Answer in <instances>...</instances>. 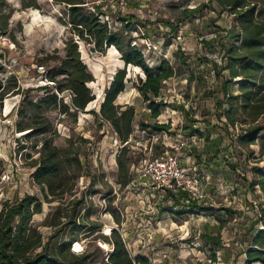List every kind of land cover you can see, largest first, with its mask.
Masks as SVG:
<instances>
[{"label": "rangeland", "instance_id": "1", "mask_svg": "<svg viewBox=\"0 0 264 264\" xmlns=\"http://www.w3.org/2000/svg\"><path fill=\"white\" fill-rule=\"evenodd\" d=\"M77 2L83 4L84 13L96 15L114 32L120 30L148 68L165 62L177 75L164 82L156 102L165 106L153 120L149 118V103L137 89L144 78L141 70L125 67L114 47L99 51L93 37L80 39L68 25L67 5L58 0H37V9H22L21 0H0V29L9 39L7 45L0 44V84L8 92L0 102V207L35 196L42 203V211L31 223L44 240L52 234L53 229L43 222L48 214L56 212L60 202L49 195L46 201L33 178L43 140L48 138L58 150L77 153L83 163L76 186L64 200L83 199L80 215L89 210L90 222L98 226L80 234L72 244L73 253L89 256V264L108 263L112 251L108 235L113 229L120 234L131 258L141 256L149 264H245L244 251L255 231L264 226L260 222L264 193L253 185L258 140L246 148L239 143L242 131L229 129L226 134L227 105L218 107L224 101L221 85L229 81L228 70L224 69L225 50L239 46L233 38L240 32L237 18L221 11L213 0H124L123 6L120 0ZM193 10L195 13H190ZM4 23L7 26L2 31ZM129 25L127 30L125 26ZM68 42L77 45L82 63L93 76L87 86L95 99L77 114L71 113L70 92L59 93L50 82L57 58L64 57ZM124 67L127 80L115 105L122 110L134 107L135 116L133 138L125 154L130 160V182L122 187L116 160L121 147L99 112L106 90ZM240 82L230 83L233 95L239 93ZM52 93L57 96L55 104L37 105ZM63 104L68 112L63 113ZM39 118L48 120L49 134L28 138V132H18L19 125L29 126ZM155 123L169 126L168 133L152 130ZM147 128L157 132L152 149L140 133ZM194 130L218 140L220 154L216 159L209 161L205 142L192 135ZM177 134L186 140L194 136L188 141L189 149L178 147ZM165 150L178 156L183 170H195L202 178L208 199L197 204L200 209L187 207L180 198L182 193L172 200L170 194L158 192L144 176L146 162ZM205 232L220 238L215 257L213 247L201 239ZM76 244L80 251L75 250Z\"/></svg>", "mask_w": 264, "mask_h": 264}, {"label": "trees", "instance_id": "2", "mask_svg": "<svg viewBox=\"0 0 264 264\" xmlns=\"http://www.w3.org/2000/svg\"><path fill=\"white\" fill-rule=\"evenodd\" d=\"M58 1L69 7L68 25L80 39L87 35L93 37L99 51L114 47L120 53V59L125 67L130 65L141 70L144 78L139 80L137 89L143 100L149 103V118L157 119L165 106L162 102H156L163 84L175 77L177 72L165 62L155 68H148L142 55L137 52L135 46H130V41L121 36L120 30L114 32L109 29L107 23L100 22L96 15L84 13L83 4L77 2L78 0ZM213 1L221 11L233 14L240 28V32L233 36L235 42H239V46H230L225 50L227 65L224 69L228 70L229 81H224L221 85L224 101L218 104V107L221 109L223 103L227 105L224 113L226 134L229 129L242 131L238 137L239 143L246 148L258 140L259 157L255 158L258 166L254 170L253 185L259 186L264 193V136L259 137L264 130V0ZM21 6L22 9L38 8L37 0H21ZM190 13H195V10ZM6 26L7 23L2 25V31L6 30ZM125 27L127 30L131 28L130 25ZM64 51V57L57 58L58 65L54 67L50 82L59 93L70 92L71 113L77 114L95 99L87 86L93 82V76L82 63L76 44L66 43ZM125 67L115 74L105 92L99 112L101 119L110 124L122 146L120 155L116 158L122 187L130 182L128 176L130 160H126L125 154L130 148V143L127 142L134 132L135 116L134 107L129 106L122 110L120 106L115 105V100L124 90V82L127 80ZM57 77L62 79L56 80ZM233 81H241L237 95H233L229 88ZM7 94L0 84V102ZM50 101L54 104L57 102L54 93L39 100L37 105L46 107ZM62 108L63 113L69 111L64 104ZM17 129L19 133L28 132L26 134L28 138L38 137L50 133V124L48 120L39 118L29 126L19 125ZM152 130L168 133L169 126L155 123ZM192 135L203 138L204 153L209 154V161L218 157L220 149L219 143H216L217 139L205 138L198 130H194ZM250 155H253V152H250ZM36 166L33 178L42 188L44 199L47 201L48 195L55 196L60 202L56 212L48 214L43 222V225L52 228L53 232L44 240L41 233L32 225L33 216L42 211V203L35 196H25L20 200L4 203L0 207V264H89V256L85 253H73L72 244L77 241L80 234L94 231L98 226L90 222L89 210L83 216L80 215L85 205L83 199H73L67 203L64 200L67 195H71L76 186L83 166L82 161L79 160L78 154L71 150H58L52 140L47 138L43 140ZM2 172L0 162V177ZM175 198L176 196H173L172 200ZM180 198L183 200V194ZM179 204L175 202V206ZM187 205L192 209H200L195 202H189ZM113 217L116 224L120 225V220ZM260 222L264 223V208L261 210ZM108 237L111 239L112 251L107 258V264H149L144 257L129 256L124 241L116 230H111ZM108 237L104 239L108 240ZM201 239L206 245L213 247L215 257L214 249L221 247L219 236L205 232ZM244 255L245 264H264V226L263 229L255 231Z\"/></svg>", "mask_w": 264, "mask_h": 264}, {"label": "built area", "instance_id": "3", "mask_svg": "<svg viewBox=\"0 0 264 264\" xmlns=\"http://www.w3.org/2000/svg\"><path fill=\"white\" fill-rule=\"evenodd\" d=\"M120 4L123 6L124 0H120ZM8 43L9 39L1 33L0 29V44L7 45ZM140 133L145 136L146 142L150 143L152 149V144L157 140V132L147 128L140 130ZM160 133L166 132L161 131ZM133 134L127 143L131 142ZM194 136H191L189 140L191 141ZM189 140H186L180 134L176 135L177 145L180 149L184 147L189 149L191 147L188 144ZM120 147L122 146L120 145ZM144 176L151 182L152 187L163 194H170L171 199L181 193L185 195L183 200L186 204H189V202L200 204L208 199V196L204 193L202 178L195 173V170H183L178 156L169 153L167 150L146 162Z\"/></svg>", "mask_w": 264, "mask_h": 264}, {"label": "bare ground", "instance_id": "4", "mask_svg": "<svg viewBox=\"0 0 264 264\" xmlns=\"http://www.w3.org/2000/svg\"><path fill=\"white\" fill-rule=\"evenodd\" d=\"M75 250H76V251H80V250H81L80 245L76 244V246H75Z\"/></svg>", "mask_w": 264, "mask_h": 264}]
</instances>
